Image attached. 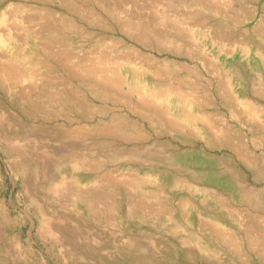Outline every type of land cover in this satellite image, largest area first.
Masks as SVG:
<instances>
[{
    "label": "rangeland",
    "instance_id": "obj_1",
    "mask_svg": "<svg viewBox=\"0 0 264 264\" xmlns=\"http://www.w3.org/2000/svg\"><path fill=\"white\" fill-rule=\"evenodd\" d=\"M0 35V264H264V0H0Z\"/></svg>",
    "mask_w": 264,
    "mask_h": 264
},
{
    "label": "bare ground",
    "instance_id": "obj_2",
    "mask_svg": "<svg viewBox=\"0 0 264 264\" xmlns=\"http://www.w3.org/2000/svg\"><path fill=\"white\" fill-rule=\"evenodd\" d=\"M69 6H71V5H69ZM73 7V6H72ZM109 7V6H108ZM75 9V8H74ZM109 9V8H108ZM73 10V9H72ZM199 21L201 22V24L202 25H207V23H208V20L205 18V17H199ZM151 22H152V20H151ZM137 24V23H136ZM142 24V23H141ZM152 24V23H151ZM138 25V24H137ZM126 27V26H125ZM128 27H130V28H132V29H139V26H134V25H129ZM143 27H145V26H143ZM214 27V26H213ZM212 27V28H213ZM142 28V27H141ZM215 28V27H214ZM140 30V29H139ZM138 30V31H139ZM164 35V34H163ZM175 36V35H174ZM169 37V36H168ZM146 38V37H145ZM148 38V37H147ZM161 38V37H160ZM176 39V38H175ZM175 39H169V38H166V39H164L165 41H160V43H162V42H166V41H168V42H170V43H173L174 41H176ZM114 40H116V39H114ZM159 40V39H158ZM161 40V39H160ZM119 41L121 42V40L119 39ZM159 42V41H158ZM167 42V43H168ZM176 43V42H175ZM169 44V43H168ZM1 46H6L5 45V41H4V38H3V36L2 35H0V47ZM200 50H202V48L201 49H199V51ZM191 52V51H190ZM203 52H204V50H203ZM189 53V52H188ZM201 53V52H200ZM204 54V53H203ZM66 55V54H65ZM201 56V55H200ZM67 57V56H66ZM66 57H65V59H66ZM69 57V56H68ZM104 57H107V56H104ZM60 58H62V57H60ZM64 58V57H63ZM108 58V57H107ZM64 59V60H65ZM68 59H70V58H68ZM98 59H100V58H98ZM61 60V59H60ZM63 60V61H64ZM94 60V59H93ZM101 60H103V58H101L100 59V61ZM108 60V59H107ZM62 60H61V62H63ZM67 61V60H66ZM66 61H64L65 63H66ZM72 61V60H71ZM97 61V63H95V64H93L92 66H89L87 69L85 68V70H87L88 72H90L91 74H92V76H97V77H99L102 81L101 82H104L105 84H108V86L109 87H104L103 89H99L98 91H100V92H103V94H108V92L110 91V90H113V89H115L116 91L117 90H119V91H122V90H124V85L125 84H128L129 85V92H131V94H133V93H139V98H140V103L138 104H134V106H133V108L134 109H136V110H138V111H140V113L141 112H143V110H144V108H146V110L148 109H150V108H153L152 107V102H154V100H158V99H160V98H162V97H167L166 99H167V107L170 109V110H173L174 108V106L171 104V101L169 100V96L170 95H173V94H181V91L183 90V88H182V85L180 84V83H178V84H174V85H172V86H170V87H168V88H166V89H164L162 92H157V91H153L152 90V88H150V86H149V84L151 83L150 81H153V76H152V78H148L149 76L147 75V73H148V70H144V71H138V72H134V75L132 74V76H131V78H133L135 81H136V83H134V85H133V83L131 84V81H129V80H127V76L126 75H128V73L126 72L125 73V75L121 72L122 70L121 69H117V67L116 68H111V67H106V68H103L102 67V64H104V60L103 61ZM106 61V60H105ZM68 62H69V60H68ZM73 62V61H72ZM93 62V61H92ZM94 62H96V61H94ZM108 62V61H107ZM10 63V62H9ZM109 63V62H108ZM7 64H8V62H7ZM66 64H69V63H66ZM65 64V65H66ZM80 64V63H79ZM128 64H129V62H128ZM5 65V64H4ZM9 66H7V67H3L2 68V72H0L2 75L1 76H3V78H6V79H8V80H13V79H15V78H18V79H26V78H29V77H31V73H29L28 71H26L25 69H23V68H21V67H19V66H14L13 64L11 65V63L10 64H8ZM11 65V66H10ZM76 65H78V64H76ZM76 65H75V67H76ZM71 66V68L73 69V64L72 65H69V66H67V67H70ZM81 66H82V64H81ZM79 67V66H78ZM84 67V66H83ZM123 67V66H122ZM1 68V67H0ZM81 68V67H80ZM195 68V67H194ZM196 68H197V66H196ZM124 69V68H123ZM157 69V68H156ZM69 70V69H68ZM74 70V69H73ZM195 70V69H194ZM125 71V70H124ZM123 71V72H124ZM157 71V70H156ZM74 72H75V70H74ZM76 72H77V70H76ZM151 72H154V74L156 73L155 71H151ZM157 73H158V71H157ZM76 74V73H75ZM148 76V77H147ZM2 78V79H3ZM156 78V77H155ZM230 79H229V84L231 83V77H229ZM130 79V78H129ZM132 79V80H133ZM4 80V79H3ZM19 80V81H20ZM133 82V81H132ZM153 83V82H152ZM228 84V85H229ZM156 85V84H155ZM112 87H114V88H112ZM229 87H230V91H229V93H231L230 95H231V98H230V101L232 102L235 98H236V94H235V90H234V88H233V86H232V84H230L229 85ZM110 89V90H109ZM126 92V91H125ZM129 92H127V93H129ZM119 93V92H118ZM98 94V93H97ZM130 94V93H129ZM147 94V95H146ZM150 97H149V96ZM124 96V95H123ZM171 97V96H170ZM228 97H230V96H228ZM124 98H126L125 96H124ZM198 104H200V103H198ZM200 107V106H199ZM187 108H189V109H187V111H186V109H185V107L184 108H182V109H180V110H178V112L177 113H175L174 115H175V118L171 121V122H173V123H181V121L183 120V119H186V120H190V118L192 117L191 116V114H192V111L194 112V111H199L200 109H198V108H196V107H194V105H192V104H189L188 105V107ZM189 110V111H188ZM258 110H261V109H255V110H253V114L255 115V116H258ZM164 111V112H163ZM163 113H165L166 112V109H164L163 108ZM202 111V110H201ZM260 112V111H259ZM206 113V112H205ZM252 113V112H251ZM201 114V113H200ZM165 115V114H164ZM118 117H120V116H118ZM125 117V116H124ZM126 118L128 119V120H130L131 119V126L132 127H134V128H138V121L137 120H134V119H132L130 116H126ZM193 118V117H192ZM197 119V118H196ZM123 120V119H122ZM198 120H202V121H204V122H208V117L206 116V114H202L201 115V117H198ZM127 121V120H126ZM180 121V122H179ZM193 123H196V121H195V119L193 118ZM179 126V125H178ZM142 127H140V129H141ZM46 130V129H45ZM141 130H143V128L141 129ZM207 130V129H206ZM42 131H44V130H42ZM222 131H224V129L222 130ZM65 132V131H64ZM197 133H199L198 135L200 136V137H203L204 136V134H202L201 133V130H199V132H197ZM224 133H225V131H224ZM49 134V133H48ZM64 134V133H63ZM67 134H69V133H67ZM76 134V133H75ZM46 135V134H45ZM70 135H71V133H70ZM148 135V134H147ZM52 136H53V134H52ZM145 137H146V135H145ZM208 137H209V135H208ZM62 138V137H61ZM210 138V137H209ZM49 139V138H48ZM241 151H243V150H241ZM240 151V152H241ZM241 154H243V153H241ZM241 154H240V156H241ZM255 156V155H254ZM244 157L246 158V156L244 155ZM250 158V157H249ZM249 160V159H248ZM250 161V160H249ZM230 163H231V167H235V171H237V176H241L242 175V172L240 171V166L238 167V164L236 165L235 163H234V159L232 158L231 159V161H229ZM252 162H253V160H252ZM248 163V162H247ZM233 165V166H232ZM229 166V165H228ZM227 167V166H226ZM263 167H264V165H263ZM229 169V168H228ZM244 173V172H243ZM244 178V177H243ZM186 179V178H185ZM135 180V179H134ZM237 180V179H236ZM239 180V179H238ZM186 184H187V186L189 187V188H192V186L190 185L189 186V183L187 182V180L186 181H184ZM189 182H190V180H189ZM239 182H242V181H239ZM192 185H193V183H191ZM240 185V184H239ZM242 185H244V184H242ZM248 186V185H247ZM250 186V185H249ZM196 188H197V186H196ZM191 190V189H190ZM194 190V189H193ZM196 190V189H195ZM198 190V189H197ZM200 190V189H199ZM224 201V200H223ZM229 206H231V205H229ZM232 206H234V205H232ZM227 208H228V206H227ZM228 209H230V208H228ZM230 210H232V209H230ZM235 211V210H234ZM233 211V212H234ZM232 212V211H231ZM232 212V213H233ZM236 213V212H235ZM240 214V215H239ZM236 215L240 218V219H242V222H243V225L245 226V225H247L246 223H245V221H243V219H244V216L241 214V213H236ZM246 217V216H245ZM251 220V219H250ZM247 221H248V218H247ZM252 222V221H251ZM253 224V223H252ZM246 230H248V234H250L251 235V232L253 231V228L250 226V227H248L247 226V229Z\"/></svg>",
    "mask_w": 264,
    "mask_h": 264
}]
</instances>
